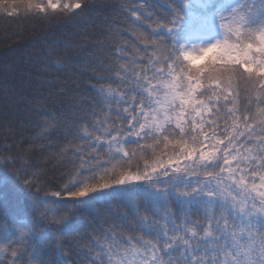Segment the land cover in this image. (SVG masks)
I'll return each mask as SVG.
<instances>
[{
	"label": "trees",
	"instance_id": "obj_1",
	"mask_svg": "<svg viewBox=\"0 0 264 264\" xmlns=\"http://www.w3.org/2000/svg\"><path fill=\"white\" fill-rule=\"evenodd\" d=\"M59 1L0 0V264H264V0L199 67L226 0Z\"/></svg>",
	"mask_w": 264,
	"mask_h": 264
},
{
	"label": "rangeland",
	"instance_id": "obj_2",
	"mask_svg": "<svg viewBox=\"0 0 264 264\" xmlns=\"http://www.w3.org/2000/svg\"><path fill=\"white\" fill-rule=\"evenodd\" d=\"M243 0H227L226 7H221L219 12L209 17V20L202 22L200 26L193 27L183 33L181 53L185 61L190 62L193 67L202 65L211 54H220L222 57L229 59L234 57L233 47L226 42L227 36L238 38L242 30L249 25V19L244 15H238L240 5ZM47 6L51 9L58 8L61 4L59 0H46ZM44 6H42L43 8ZM67 7V5L65 6ZM259 50L264 51V29L258 36ZM177 94V95H176ZM171 97L163 103L164 111L168 112V107L178 96V92H171ZM172 117L169 113H165V117L161 125L170 123ZM206 147L202 154L209 159H213V151L215 149L216 140L206 137ZM177 165L181 164V160H177ZM129 264H146L140 258L134 257Z\"/></svg>",
	"mask_w": 264,
	"mask_h": 264
}]
</instances>
